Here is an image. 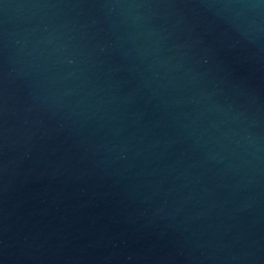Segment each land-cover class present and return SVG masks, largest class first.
<instances>
[{"label":"water","instance_id":"95a60500","mask_svg":"<svg viewBox=\"0 0 264 264\" xmlns=\"http://www.w3.org/2000/svg\"><path fill=\"white\" fill-rule=\"evenodd\" d=\"M0 264H264V0H0Z\"/></svg>","mask_w":264,"mask_h":264}]
</instances>
